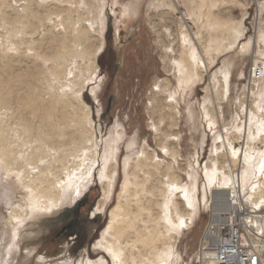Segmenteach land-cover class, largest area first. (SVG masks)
Instances as JSON below:
<instances>
[{
    "label": "bare ground",
    "instance_id": "6f19581e",
    "mask_svg": "<svg viewBox=\"0 0 264 264\" xmlns=\"http://www.w3.org/2000/svg\"><path fill=\"white\" fill-rule=\"evenodd\" d=\"M222 1L202 0L189 13L201 25L195 36L201 38L203 28L214 32L205 38L207 43L200 41L201 46L191 40L187 19H181L178 37L184 50L172 64H164L168 74L176 73L178 88H172L168 77H157L149 92V126L157 147L149 140L141 146L136 137L127 140L122 185L114 201L121 177L117 153L122 151L125 129L100 137L98 143L93 108L83 97L99 73L98 56L104 44L99 45L97 39L103 35L109 0H0V181L5 175L24 200L12 203L7 220L24 229L20 240L10 245L13 258L25 253L30 263L33 252L27 246L33 233L41 231V222L55 215L63 203L83 191L96 175L98 163L103 195L94 212L108 211L110 218L93 246L103 255L99 259L81 256L71 264H180V239L206 209L213 213L198 253L201 264H229L225 260L234 261L235 252L244 249L242 244L253 243L262 254L252 249V255L260 254L264 264V96L259 89L264 78V48L254 58L253 79L239 100V115L227 136L214 139L209 159L202 165L198 152L194 160H184L179 147L178 94L192 91L220 55L235 50L248 37L247 10L238 22L213 17V8ZM118 4L115 0L111 11L119 22L138 11L126 2L118 11ZM257 8L259 16L264 0H258ZM224 28L231 31L228 36L221 34ZM258 34L264 43V28ZM251 44L248 38L241 51ZM229 77L226 72L219 86L223 93L229 89ZM189 107L187 112L195 121ZM203 108L205 121L213 129L215 114L206 105ZM202 132L204 143L206 132ZM1 186L6 187L5 197L11 194L8 185ZM223 225L232 227L226 237L221 236ZM208 234L216 240L211 242ZM2 258L0 264H4Z\"/></svg>",
    "mask_w": 264,
    "mask_h": 264
},
{
    "label": "rangeland",
    "instance_id": "374dc122",
    "mask_svg": "<svg viewBox=\"0 0 264 264\" xmlns=\"http://www.w3.org/2000/svg\"><path fill=\"white\" fill-rule=\"evenodd\" d=\"M114 1L109 0L103 35L97 39L99 45L104 44L98 56L99 73L96 75L97 78L95 77L96 80L93 79L91 84L89 83L86 87L83 97L93 108V123L97 129L98 143L101 138H108L113 131L120 128L125 129L126 134L120 142L122 151L117 153L120 157L121 174L114 195V201H117L118 191L121 189L123 180V159L128 151L127 140L136 137L139 146L144 140H149L153 147H157L154 131L149 126L150 120L147 112L149 92L154 80L157 77H168L172 82V88L175 90L178 88L176 73L173 71L168 74L164 69V64L165 62L172 64L184 50L181 38L178 37L182 31L181 19H187L186 24H189L191 28L189 30L191 40L198 42L199 46L202 42L207 43L209 35L214 32L203 28L201 29L202 37H197L201 25L193 22L189 13L193 8H197L202 0H172L173 2L171 0H118L120 2L116 5L118 11H120L122 2L129 3L132 8L138 10L137 13L125 18L124 22H119L111 11L113 7L111 4ZM257 2L258 0H223L213 8L211 13L215 15L213 17H217L223 22H238L247 10L248 15L244 24L248 37L243 39L244 41L240 40L235 50L220 55L211 71L206 73L203 81L198 83L192 91L189 90L185 95L178 94L182 115L178 129L179 147L184 160H194L199 152L197 157L203 165L211 155L214 139L221 134L227 136V132L231 130L239 115V100L242 99L251 79H253L254 58L261 56V49L264 48V43L259 42L257 38L260 29L264 28V12H260V15L257 16ZM174 5L177 6L176 9ZM103 16L105 18V15H102L104 20ZM225 31L228 33L226 34ZM230 33L231 31L226 28L221 32L226 36ZM205 38L207 39L205 40ZM248 38L252 39V44L243 52L241 44ZM200 49L205 53L204 46ZM214 72L216 73L213 77ZM226 72L230 73L229 91L226 90L223 93L220 90L222 87L219 89V86L224 84ZM218 79L220 82L217 81ZM260 81V93L264 96V78ZM210 82L212 86L210 85V91L206 93L205 88ZM95 87L97 91H91ZM96 92H98V97L93 98V94ZM204 105L215 114L217 125L213 129L205 121ZM189 106L194 110L195 121L191 120L190 113L187 112ZM202 131L206 132L204 143L201 141L203 139ZM97 150H100L101 155V148L99 147ZM137 150L136 147L135 151ZM161 156L165 157L163 153ZM96 167H98L96 175L86 184L83 191L76 194V197L70 202L63 203L62 207L57 209L58 211L56 210L55 215L47 217L41 222V231L33 233L35 237L29 239L27 246V248H32L33 252L30 263L29 260H27L28 263L25 261V257H23L25 253L23 255L19 253L16 258L9 254L10 245L15 240H20L24 229L20 224L16 226L8 224L7 220L13 206L12 203L24 202V200L23 194L18 192L20 189L18 188L15 192L14 186L8 184L7 177L5 175L1 177L3 182L0 181V256L3 257L4 264L8 260L10 264H25V262L26 264H36L37 262L49 264V262H63L66 259L71 264L75 261L78 262L81 256L89 255L91 259H99L103 255V251L95 250L93 245L101 237L102 231L109 221L110 212H94L103 195V183L98 172L100 165L97 163ZM1 184L8 185V190L11 188L10 195H7L5 191V197L3 188L6 189V187H2ZM112 206V204L108 205V208L110 209ZM212 213V210H203L195 225L185 230L186 233L180 239L178 246L182 256L180 264H201L198 253ZM23 250V252L26 251L25 248Z\"/></svg>",
    "mask_w": 264,
    "mask_h": 264
},
{
    "label": "built area",
    "instance_id": "2783aa9c",
    "mask_svg": "<svg viewBox=\"0 0 264 264\" xmlns=\"http://www.w3.org/2000/svg\"><path fill=\"white\" fill-rule=\"evenodd\" d=\"M237 219H239V217ZM231 229H232V227H230L228 225H223L222 229H221V236H224V237L228 236L230 234ZM208 237H209L211 242L216 240V237L213 238L214 235L208 234ZM223 243L226 244V238L223 239ZM241 244H242V242H241ZM242 247L244 249H241V251H239V252L238 251L235 252L237 254H236V257H233L235 259L234 261H230L228 259H226L225 261L229 262V264H261L263 257L260 255L262 253L258 250L259 246L257 244L253 243V244L248 245V246H244L242 244ZM252 249H257L260 254L252 255ZM238 250H239V248H238ZM233 252L234 251H231V253H233ZM258 256H259V258H258Z\"/></svg>",
    "mask_w": 264,
    "mask_h": 264
}]
</instances>
